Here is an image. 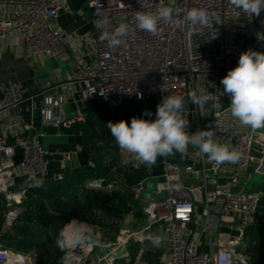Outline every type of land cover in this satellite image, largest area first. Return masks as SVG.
I'll list each match as a JSON object with an SVG mask.
<instances>
[{"label":"built area","instance_id":"built-area-1","mask_svg":"<svg viewBox=\"0 0 264 264\" xmlns=\"http://www.w3.org/2000/svg\"><path fill=\"white\" fill-rule=\"evenodd\" d=\"M86 1L93 12V32L79 37L57 27L64 0H0V57L12 51L26 59L44 56L63 61L69 56L68 47L76 44L86 56V60L73 64L76 80L82 86V101L97 100L112 110L137 103L143 107L145 119L155 120L162 98L178 95L187 109L186 131L194 134L212 130L214 140L238 151L240 159L235 164L209 163L206 155L192 145L184 154L162 156V174L152 193L164 197L153 200H141L145 181L133 186L122 179L110 183L105 179L86 181L89 189L129 191L143 219L136 227H120L111 244L95 240L92 246L66 252L64 264L71 257L78 258L73 264L128 263L129 249L138 242L152 244L159 264H250L243 246L247 230L258 226L264 192L248 191L246 187L255 174L264 176V128L252 130L239 125L227 111L228 106L214 110L209 102L197 109L189 95L212 93L220 103L230 100L227 94L221 96L220 81L238 65L241 53L249 49L264 52V41L256 35L264 33V10L259 17H251L238 14L227 0H177L182 10L206 9L208 26L190 30L183 24L162 23L159 34L153 36L135 29L134 15L136 11H155L161 0H146L142 9L138 0ZM163 3L168 5L170 0ZM177 19H182V14ZM122 21L130 25V33L121 45L109 47L101 35L114 31ZM26 96L21 84L0 85V198H4L7 208L4 231L24 212L30 188L44 184L40 180L64 179L63 175L47 179L49 152L40 135H30L34 124L26 122L17 111ZM40 112L43 125L56 128L69 129L88 120L82 111L67 115L66 97L59 92L44 94ZM17 150L22 157L19 164L15 161ZM121 152L128 167L147 168L149 173L153 165L141 164ZM90 167L94 168L95 163L90 162ZM20 176L27 177L31 185L13 192L14 180ZM187 176L194 180L186 181ZM9 206L14 210L10 211ZM190 224L194 232L188 228ZM197 230L208 235L209 252L199 251L194 240ZM88 233L91 238H99L90 228ZM96 248L103 254L92 258ZM143 252L144 248L139 254ZM37 259L35 251H15L0 240V264H38Z\"/></svg>","mask_w":264,"mask_h":264},{"label":"clouds","instance_id":"clouds-1","mask_svg":"<svg viewBox=\"0 0 264 264\" xmlns=\"http://www.w3.org/2000/svg\"><path fill=\"white\" fill-rule=\"evenodd\" d=\"M227 2L240 15L259 17L264 10V0ZM138 3L141 9L145 8L146 0H138ZM181 14L182 19H177ZM162 23L183 24L190 30L198 26L206 27L209 24V13L203 8L182 10L177 5V0H170L168 5L161 0L155 11L135 12V29L156 36ZM130 30V25L122 21L114 31L103 32L101 39L106 40L109 47H117L122 44L123 38L129 35ZM256 35L258 40L264 41V33ZM220 83L223 85L221 96L227 94L230 98L227 111L239 125L252 130L264 128V52L249 49L241 53L238 65L229 70ZM189 100L197 109H203L209 102H212L211 108L214 110H220L222 107L218 97L212 93L198 96L192 92ZM147 114L146 112L145 115ZM155 115V120L133 117L130 125L123 120L116 123L110 121L106 127L121 151L148 166L154 165L160 156L186 153L189 145L197 147L201 154L206 155L209 163L221 165L239 161L240 153L214 140L215 134L212 130H200L194 134L186 131L189 121L182 97L171 94L163 97L157 105ZM54 243L61 251L70 254L71 250L92 246L97 241L90 237L86 224L73 220L58 232ZM77 259L71 257L66 264H73Z\"/></svg>","mask_w":264,"mask_h":264},{"label":"crops","instance_id":"crops-1","mask_svg":"<svg viewBox=\"0 0 264 264\" xmlns=\"http://www.w3.org/2000/svg\"><path fill=\"white\" fill-rule=\"evenodd\" d=\"M92 19L93 12L89 8L86 0H64L63 8L60 11V16L57 22V27L64 32L74 33L79 37L87 36L93 32ZM68 51L69 56L63 61H56L44 56L26 59L17 56L12 51H7L0 57V85L5 86L8 84H21L27 92L26 100L20 105V108L17 111L22 115L26 122H32L34 124L35 128L30 132V135H40L44 145L47 147L46 149L49 152L48 157L51 161L50 170L47 175L48 180H52L58 175H63L65 177L78 170L74 168L73 162L77 158L78 153L82 149H85V147L83 146V134L79 131V129H76L75 127L68 129L43 125L40 110L44 94H54L57 92L62 93L66 97L67 115H75L76 113L82 111L87 116L95 117L94 115L99 111V114H101L106 110V106L97 100L82 101L80 99L79 91L82 86L76 80L73 64L76 60H86V56L83 48H78L76 44L70 45V47H68ZM221 103L223 107L230 104L227 100H222ZM134 104L135 103L128 104L124 108L130 111L134 108ZM89 154L91 156L90 162H93L94 154L93 156L91 153ZM118 156L119 160L117 166L112 167L107 177L99 179H105L106 183L117 181L119 179L128 182L127 178L124 176V172L126 170H131V172L135 173L143 171L145 175L139 183L145 181L144 190L148 189L153 192L156 189L152 190L150 188L151 186L149 185V181L152 179L160 180L162 168L159 162L162 160V156L157 158L158 163L151 167L149 173L147 168L134 169L132 167H128L123 161L124 154L121 152L120 148ZM15 161L17 164L22 161L19 150H17ZM105 161L107 164H110L112 157H110V155L107 156ZM87 167H90V164ZM193 180L194 178L191 176L186 177V181L188 182ZM40 181L44 184L48 182H44L43 180ZM30 185V180L27 177L20 176L15 178L12 191L20 192L28 189ZM153 196L154 195L151 196L149 194L147 195V198L153 200L156 198ZM131 198L132 199L129 201V210L124 215L123 221H120L119 224L117 222H108L107 226L101 228L99 225L94 223H87L78 219L74 220L86 224L93 234L99 237L98 239L92 237L93 240H98L101 244L105 245L111 244L103 243L104 241L102 242V239L104 238L101 237V231L106 233V230H112L114 234L110 240H112L113 243L117 239V233L120 230V227H136L138 225V221L143 219L142 215L138 214L139 211H137L139 206L137 200L133 196H131ZM116 227H119L118 231L116 230ZM155 231H159V228H156ZM192 231L194 232L193 229ZM196 232L198 233L197 236ZM196 232L194 234V240H197L196 243L199 251L209 252L210 246L208 242V235L200 230H197ZM191 234L189 233L190 237ZM160 235L162 234L160 233ZM100 237L102 239H100ZM136 244L139 245V250L135 258V264H148L151 256L156 253L153 250L152 244L150 242H145L143 244L138 242ZM252 244H254V240H252L251 244L244 247L243 251L247 253V250ZM142 248H144V252L143 254H139ZM102 251L103 250L96 248L92 258L101 256L103 254ZM147 252H149V255H147Z\"/></svg>","mask_w":264,"mask_h":264},{"label":"trees","instance_id":"trees-1","mask_svg":"<svg viewBox=\"0 0 264 264\" xmlns=\"http://www.w3.org/2000/svg\"><path fill=\"white\" fill-rule=\"evenodd\" d=\"M133 117L145 119L144 109L140 104L135 103L130 111L106 107L101 118L88 116L87 122L75 125L83 134V146L92 156L94 154L95 167L81 168L65 176L62 181H49L30 188L23 203L24 212L5 231L7 208L4 198H0V240L7 248L24 253L35 251L38 254V264H64L66 252L61 251L54 243V238L64 225L78 219L102 228L108 222L119 224L123 221L132 199L129 191L89 189L85 183L91 179L107 177L112 167L117 166L119 146L106 127L108 122L123 120L130 125ZM109 155L112 161L107 164L105 159ZM144 175L143 171L124 172L130 186L138 184ZM118 228L116 227L117 231ZM247 234L254 240V244L247 250L250 264H264V198L258 211V226L250 227ZM138 250L139 245L133 244L129 249L130 261L127 263L118 260L116 264H135ZM148 264H159L157 253L151 256Z\"/></svg>","mask_w":264,"mask_h":264},{"label":"rangeland","instance_id":"rangeland-1","mask_svg":"<svg viewBox=\"0 0 264 264\" xmlns=\"http://www.w3.org/2000/svg\"><path fill=\"white\" fill-rule=\"evenodd\" d=\"M229 102H230V100H228ZM133 102H131V103H129V104H132ZM100 113V111L98 112V113H96L94 116H95V118L97 119V118H101V116L103 115V113H101V114H99ZM69 116H71V115H69ZM45 146V145H44ZM45 148H47L46 146H45ZM124 161V160H123ZM159 182V180H157V179H152V180H150L149 181V185L151 186L150 188L152 189V190H154L155 188H156V185H157V183ZM264 188V176L263 175H260V174H255L252 178H251V180H250V182L248 183V185H247V187H246V190H248V191H250V190H256V189H259V190H262ZM154 195V194H152V192H151V190H148V189H146V190H144L143 192H142V194H141V200H144V199H147V195ZM153 197H156V198H160V197H164V196H153ZM155 198V199H156ZM120 229V228H119ZM113 231L112 230H106V233H104L103 231H101V237L102 238H104V239H102L101 237H100V239H102V242L103 243H106V244H108V243H112V240H110L111 238H112V236H113ZM119 235V231H118V233H117V236ZM100 236V235H99ZM252 240H253V238L252 237H248L246 240H245V246H243V247H246L248 244H251V242H252Z\"/></svg>","mask_w":264,"mask_h":264},{"label":"water","instance_id":"water-1","mask_svg":"<svg viewBox=\"0 0 264 264\" xmlns=\"http://www.w3.org/2000/svg\"><path fill=\"white\" fill-rule=\"evenodd\" d=\"M90 157L91 156H90L89 152L86 149H82L78 153L77 158L73 162L74 168L75 169H79V168H83V167L89 166V164H90ZM262 191L264 192V188L262 189ZM9 210L10 211H13L14 210V206H9ZM188 228L194 230V225L193 224H190V225H188ZM147 255H149V252H147Z\"/></svg>","mask_w":264,"mask_h":264}]
</instances>
